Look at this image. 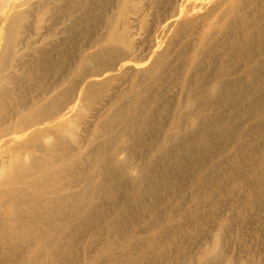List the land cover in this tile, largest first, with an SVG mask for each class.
<instances>
[{"label":"rangeland","instance_id":"374dc122","mask_svg":"<svg viewBox=\"0 0 264 264\" xmlns=\"http://www.w3.org/2000/svg\"><path fill=\"white\" fill-rule=\"evenodd\" d=\"M197 1L200 0H0V191L6 189L5 175L11 167L44 170L50 164L56 165L62 169L59 175L65 174L60 175L62 179L65 176V184H58L53 179L55 175L51 180L56 183L49 177L51 182L45 184L67 189L70 183V191L65 193L93 190V201L97 203L94 201L92 207L98 211H90L89 218L95 216L91 218L93 226L89 218L85 220L90 224L88 228L72 224L63 237L67 243L55 249L51 246L55 242L51 232L52 240L44 243L35 233L27 234L22 225L14 239L1 235L0 264H264V78L256 85L255 100L244 98L252 86L245 66L264 59V43L258 32L249 35L251 43L245 50L252 59L246 61L240 43L245 38L247 22L235 17L239 2L246 16L264 14V0H207L196 5ZM181 6L190 7L192 14L180 17ZM165 20L177 21L176 26H165ZM162 53L168 66L154 81L146 74L155 71ZM223 73L227 74L223 93L232 92V82H241L235 90L241 96L239 100L227 108L213 103L210 110L198 105L184 109L202 77L203 94L207 96L214 76ZM137 102L145 103L135 114L138 118L146 111L154 114L151 128L145 126L144 133H132L130 126L129 118ZM211 111L219 115L221 125L211 117L214 114L209 116ZM119 116L126 119L115 124ZM192 117L196 123L189 128ZM176 118L182 124L180 131L175 128ZM200 127L214 145L213 150H202ZM122 130L127 133L121 135ZM175 133L178 139L169 143L172 147L159 149L157 144L162 145L165 137ZM128 145L129 150L124 149ZM182 148L183 160L177 162L169 156ZM157 150L169 156L162 159L168 169L157 195L158 210L151 206L150 197L143 199V205L142 198L135 204L136 197H129L134 190L138 192L134 181L148 172L144 166L154 159L161 160ZM97 160L102 166L110 162L106 165L113 167L109 172L118 171V167L126 169L121 164L124 161L125 165L127 161L131 164L122 174V170L118 171L127 180L117 184L122 191L114 185L119 191L115 192L109 183L114 191L107 194L101 188L104 193L100 192L98 188L104 186V181L118 173L115 176L114 171L108 174L99 169ZM185 163L206 176L207 185L197 187L193 170L186 171ZM31 168L25 178L29 174L36 176ZM100 173L109 177L105 175L104 180ZM114 178L111 182H120ZM15 181H19L16 187L23 186L19 190L27 189L25 180ZM143 181L146 178L140 182L144 188L141 185L147 183ZM51 188L49 194L44 189L46 195L53 193ZM17 193L11 191L10 195ZM48 197L60 200L57 193ZM102 197L109 198V202ZM124 202L133 203L127 211L123 209ZM120 211L125 213L116 220ZM86 222L82 223L87 225ZM162 222L169 228L150 245L149 235ZM6 233L11 231L6 229ZM127 241H132V247L127 246ZM142 252L150 255L139 261Z\"/></svg>","mask_w":264,"mask_h":264},{"label":"bare ground","instance_id":"6f19581e","mask_svg":"<svg viewBox=\"0 0 264 264\" xmlns=\"http://www.w3.org/2000/svg\"><path fill=\"white\" fill-rule=\"evenodd\" d=\"M240 1V0H239ZM201 2V4H203V3H205V2H207V0H200V1H197L196 2V5L197 4H199ZM240 4L238 5V9H237V16H235L236 18H237V20H240V21H246L247 22V24L245 25V31H244V33H245V38L244 37H242V40H241V43H240V45H242L243 44V48H244V53L242 54V55H244V56H242V57H244V58H246L245 60L246 61H248V60H251L252 59V55L250 54V53H247V50H245V49H248V47H249V44L251 43L249 40H248V36L249 35H253V34H255L256 32H258L259 33V35H260V42L261 43H264V14H260V15H258V16H256V12L255 13H253L252 15H250V16H246L245 15V13L243 14V12H241V9H240V7H241V2H239ZM230 10V9H229ZM236 11V10H235ZM258 12H259V10H257ZM184 13H185V17H188V16H190L191 14H192V9L190 8V7H187L186 9L185 8H183V6H181L179 9H178V15L180 16V17H182L183 15H184ZM173 17V16H172ZM169 18V17H168ZM236 18H235V20H236ZM166 19H167V17H166ZM168 20V19H167ZM167 20H165V21H167ZM177 22V21H176ZM175 22V20H169V21H167L166 23H165V26H176V23ZM219 22H221V21H219ZM171 24V25H170ZM128 31V30H127ZM227 36V35H226ZM0 41H1V39H0ZM231 48H234V47H231ZM200 49H201V47H200ZM202 49H204V46H202ZM213 49V48H212ZM236 49V48H235ZM229 50V49H228ZM210 52H212L211 50H210ZM93 53V52H92ZM92 53H90L89 55H91ZM227 53L229 54L230 52L229 51H227ZM210 54V53H209ZM241 57V56H240ZM243 58V59H244ZM243 59L241 60V58H240V60L241 61H243ZM213 60V59H212ZM207 61H208V59H207ZM206 61V64L207 65H209L208 63H210V61L209 62H207ZM239 62V61H238ZM211 64V63H210ZM225 64V63H224ZM239 64V63H238ZM167 66H168V63H167V61H166V58L163 56V53H162V55H161V57L159 58V59H157V61H156V63H155V65H154V68H155V71H151V70H149V72L146 74V76L149 78V79H153L154 81H157L159 78H160V76L163 74V72H165V69L167 68ZM223 66H225V65H223ZM230 67V66H229ZM231 68V67H230ZM236 68V67H235ZM263 71H264V59H259L258 60V62L257 63H255V64H252V65H246L245 66V72H246V78L248 79V81L249 80H251L252 81V86H250L249 88H248V92L245 94V96H244V98L246 99V100H248V101H252V100H255V97H256V94H257V90H256V85H257V83L262 79V78H264V74H263ZM216 75V74H215ZM218 75V74H217ZM217 75L216 76H214V78H213V85H212V88H211V90L209 91L210 92V94L209 95H207V96H204V94H203V90H204V88H203V79H204V77H202L203 79H201V83H195L196 85H195V94L194 95H192V96H190L189 97V99H188V104H186L185 106H183L184 107V109H193L194 107H196V105H198L199 107H200V109L201 108H205L206 109V107L210 110V108L213 106V103H218L221 107H223V108H227L228 107V105L231 103V102H234V101H237V100H239L240 98H241V96L238 94V93H235V90L237 89V88H239V87H241V82L240 81H236V82H232V84H233V90H232V92H224L223 93V89H224V86H225V83L224 82H226V80L224 81V76H225V78L227 77V74H225V73H223V75H218V77H217ZM201 78V77H200ZM211 80V79H210ZM200 80H198L197 82H199ZM228 82H230V80H227ZM232 81V80H231ZM231 83V82H230ZM253 83H254V85H253ZM227 84V83H226ZM224 85V86H223ZM211 86V85H210ZM248 86H249V84H248ZM222 88V89H221ZM193 96H195L194 98H193ZM209 98V101H205L204 102V100H207ZM205 103V105H202V103L203 102ZM136 104H138V105H136ZM135 104V107L133 106V109H132V115H131V117L129 118V120L131 119V130L132 131H134V132H132V133H135V131H143V129L145 130V126H146V128H149V124H150V121H151V119H152V117H153V112H150V111H146L145 112V114L143 115V117L142 116H139L140 118H138L137 117V115H135L136 114V112L140 109V108H143V106L145 105V103L144 102H140V103H136ZM138 108V109H137ZM209 114V116H211L212 114H214V115H212L211 117H213V119H214V121L215 122H219V115L217 114V113H213L212 111L210 112V113H208ZM206 116V115H205ZM204 116V117H205ZM208 116V115H207ZM204 117H203V119H204ZM206 118V117H205ZM126 118L125 117H121V116H119L118 118H116L115 120H114V123L116 124L117 122L119 123V121L120 120H125ZM207 119V118H206ZM208 119H209V117H208ZM119 120V121H118ZM129 120H128V122H129ZM117 121V122H116ZM175 121V120H174ZM121 122V121H120ZM141 122V123H140ZM109 124H110V122H108ZM195 119L192 117L191 119H190V123H189V128H190V126H194L195 125ZM120 124V123H119ZM174 124H175V128L177 129V131L179 130H181L182 129V124H180V118L179 119H177L176 118V121L174 122ZM218 125H221V123H218ZM118 126V125H117ZM129 126V127H130ZM133 126V127H132ZM150 126H151V124H150ZM198 126V125H197ZM102 127V126H101ZM119 127V126H118ZM129 127H128V129H129ZM151 128V127H150ZM149 128V129H150ZM196 128V127H195ZM100 129V128H99ZM133 129H135V130H133ZM191 129H192V127H191ZM197 129V128H196ZM101 130H103V127H102V129ZM190 130V129H189ZM199 130V132H200V138H199V142L200 143H202L203 145V149L202 150H204V148H205V151H208L209 149H211V150H213L214 149V145L213 144H211L209 141H208V136H206V134H205V130L204 129H201V127L198 129ZM127 130H122L121 132L119 131V133H121V135H124V132H126ZM131 132V131H130ZM150 132V131H149ZM100 134H101V131L99 132ZM118 133V135L120 136V134ZM127 133V132H126ZM141 133H144V131L143 132H141ZM138 134H139V132H138ZM99 135V134H98ZM117 135V136H118ZM126 135V134H125ZM143 135V134H142ZM136 136V135H135ZM137 136H139V135H137ZM95 137V136H94ZM98 137V136H97ZM178 136H177V133H175L173 136H167V137H165L164 139H163V144L162 145H160V142H159V144H157V146L159 147V149H162V147H164V146H170V147H172L171 145H169V143H174L178 138H177ZM120 138H123L122 136H120ZM127 138H129V137H127ZM133 138V137H132ZM135 138V137H134ZM134 138L132 139L133 141H134ZM142 138V137H141ZM145 138V137H144ZM93 141V140H92ZM182 141L185 143L186 141H185V139H184V136H183V139H182ZM125 143V142H124ZM127 143L128 144H130L128 141H127ZM181 144V145H185V144ZM156 144V143H155ZM141 145V144H140ZM160 145V146H159ZM174 145V144H173ZM99 146V145H98ZM175 146L177 147V146H179V144H175ZM174 146V147H175ZM205 146V147H204ZM106 147V146H105ZM102 147V148H104V149H106V148H108V147ZM155 147H156V145H155ZM165 147V148H166ZM101 148V147H100ZM183 148H185L186 149V147L184 146ZM180 149L179 150V152H177V154H172V153H169V156H173L174 158H176L177 159V162L178 161H180V160H183L182 158H181V156H182V154L180 155V153H183V151L181 152V150H184V149ZM98 149H99V147H98ZM109 149V148H108ZM124 149H128L129 150V145H128V147H125ZM158 149V150H159ZM100 150V149H99ZM157 150V151H158ZM165 150V149H164ZM158 151V155H159V157L161 156V160L160 161H155L156 159H154V161H152V162H150L149 163V166L147 165L146 167L144 166V169L146 168L147 169V173H145L144 172V174L146 175H144V177L146 178V181H143V182H145L144 184H146V185H141V186H145L144 188L143 187H140V182L144 179L145 180V178L144 177H139V176H141V175H139L138 176V178H140V180H138V178H137V180H135L136 179V177L135 178H133L135 181V185L136 186H138V192L136 191V190H134V188L132 187V189L131 190H134V192H135V194L134 195H130L129 197L131 198V200H133V197H136L135 199H141V202L140 203H142L143 202V199L144 198H146V197H150L151 198V206L152 205H154V207H156L155 209L156 210H158L159 208H157L158 207V204L160 203L159 201H158V199H157V195H159L160 193L158 192L159 190H161V186H160V184L162 183V181H164L165 179H166V175L164 174V171L166 170V169H168L167 167H168V165H166V163L164 162V164H163V160L164 159H167V156H166V151ZM174 150V149H173ZM176 148H175V150H174V152L176 153ZM101 152H103L102 151V149L100 150ZM132 151V150H131ZM133 151H135V150H133ZM156 151V152H157ZM205 151H203V152H205ZM105 152H107V151H105ZM155 152V151H154ZM160 152V153H159ZM173 152V153H174ZM185 153V152H184ZM187 153H188V151H187ZM100 154V153H99ZM99 154H97L96 153V156L97 155H99ZM109 154V153H108ZM130 154V153H129ZM157 154V153H156ZM156 154H154V156L156 155ZM205 154V153H204ZM102 155H104V157H106V155L105 154H102ZM93 156V155H92ZM92 156H91V158H92ZM100 157H102L103 158V156H101V154L99 155ZM114 156V155H113ZM157 156V155H156ZM164 156H166L164 159H163V157ZM168 156V157H169ZM98 157V156H97ZM100 157H98V158H100ZM110 157V156H109ZM109 157H107V158H105V159H107L108 160V158ZM111 157H112V155H111ZM110 157V159H109V161L112 159ZM115 157V156H114ZM113 157V159H115ZM132 157V156H131ZM149 157V156H148ZM151 157V156H150ZM183 157V156H182ZM133 158H134V156H133ZM184 158V157H183ZM94 159H95V157H94ZM151 159V158H150ZM163 159V160H162ZM186 159V158H185ZM101 160V159H100ZM100 160H97V161H99L100 162ZM102 160H104V159H102ZM107 160H105L104 161V163H107V162H109V161H107ZM170 160V159H169ZM174 160V159H173ZM188 160V159H187ZM92 161H94L93 159H92ZM96 161V160H95ZM107 161V162H106ZM136 161V160H135ZM161 161H162V163H161ZM117 163L119 162V161H116ZM125 162V161H124ZM124 162H122L121 164L123 165V166H125L126 167V169H127V166L126 165H128L129 163H128V161H127V163H126V165L125 164H123ZM170 162V161H169ZM175 162V161H174ZM184 162V161H183ZM92 163V162H91ZM90 163V164H91ZM137 163V162H136ZM143 163V162H142ZM176 163V162H175ZM188 163V162H187ZM61 164V163H60ZM89 164V165H90ZM92 164H94V163H92ZM96 164V163H95ZM95 164H94V166H95ZM101 164V165H100ZM119 164V163H118ZM134 164V163H133ZM163 164V165H162ZM178 164V163H177ZM184 164V163H183ZM104 165V164H103ZM106 165H110V162H109V164H106ZM102 166V162H100L99 163V169H104L103 171H106L108 174L111 172L112 174H113V172L112 171H114V170H110V172H109V168H110V166L109 167H107V166ZM122 165H120L121 167H122ZM129 165H131V164H129ZM160 165H162V168L161 169H159V170H157L158 168V166H160ZM179 165V164H178ZM180 165H181V162H180ZM179 165V166H180ZM55 166L56 165H49L46 169H44V170H42V169H40V170H34V168L32 169L31 168V166L29 167V168H31L33 171H34V173H32L33 175H36V176H34V177H31L30 176V174H29V177L28 178H25V177H27L28 175H26V173L27 172H30L29 170V168H27V167H21V170H17L18 169V167L16 168V167H11L10 169H7V175H5L6 176V179H5V181H4V186L6 187V189H4V191H3V189L1 190V191H3L2 193H1V191H0V210L2 211V213H3V215H0L1 216V219L0 220H2L1 221V226H3L2 228L0 227V236L1 235H3V238H8V237H11V238H16L17 237V234L19 233V231H20V228H21V225L23 226V228L27 231V234H29V233H35L36 235H37V239H38V241L40 242V243H44V242H47V241H51L52 239H50V232H51V236L53 237V239H55V242H53L52 244H51V246L55 249L56 247H58V246H64L65 244V242H66V240H63V237L65 238V233H66V231H67V229H69L70 227H72V224H79V227H80V229H83L84 227H87L88 228V226L90 225V224H92V222H91V218H94V217H91V218H89V216L91 215V213L94 211V209H95V207H92L93 206V202L95 201V203H97L96 202V199H94V201H93V194H95L94 193V191L92 190H90V191H87V187L90 189V187L89 186H87V187H85L86 189V191L87 192H83V190H81L80 191V189H79V191H77L76 193L74 192V193H65L66 191H67V189L69 190V188H68V185L70 184H68L66 187H67V189L65 188V186L64 187H60L59 186V188L58 187H56L55 185H58L60 182H61V184L63 183V181H64V179H65V176H64V179H62L63 177H60V175H59V173H61L60 171H62V169L60 168V167H58V164H57V167L58 168H55ZM62 167H64V165H61ZM101 166H102V168H101ZM119 166V165H118ZM185 167H186V171H188V172H190V173H192L191 172V170H193V178H194V182L196 183V185H197V187H201L202 188V183H205L204 182V180L206 179V176H203V174L202 173H199L200 171H198L197 170V168L196 167H193V166H190V165H188V164H186L185 163V165H184ZM96 167V166H95ZM97 167V168H98ZM112 167V166H111ZM134 167V166H133ZM143 167V166H142ZM148 167H149V169H148ZM7 168V167H6ZM5 168V169H6ZM14 168H16L15 170H14ZM124 168V167H123ZM140 168V167H139ZM13 169V170H12ZM110 169H113V167L112 168H110ZM118 169L121 171L122 170V172H120V174H122L124 171V169H120L119 167H118ZM125 169V170H126ZM143 169V170H144ZM145 169V170H146ZM184 169V168H183ZM4 170V169H3ZM116 170V169H115ZM118 170V171H119ZM142 170V169H141ZM141 170H140V174L142 173L141 172ZM160 170H162V171H160ZM185 170V169H184ZM16 172V173H12V172ZM63 171H65V170H63ZM97 171V170H96ZM99 171V170H98ZM97 171V172H98ZM103 171H102V173H103ZM118 171H114V174H115V176H116V174L118 173ZM160 171V172H159ZM185 171V172H186ZM100 172V171H99ZM98 172V173H99ZM115 172H117V173H115ZM63 173V172H62ZM96 173V172H95ZM94 173V174H95ZM102 173H100V175H103V176H107V177H109L108 176V174H102ZM105 173V172H104ZM187 173V172H186ZM31 174V175H32ZM119 173H118V175H120ZM125 174V173H124ZM53 175H55V178H53L58 184H55L54 186L56 187V188H54V186H53V184L54 183H56L53 179V181L51 180V176H53ZM63 175H65V174H63ZM63 175H61V176H63ZM68 175H69V173H68ZM97 175H99V174H97ZM111 175V174H110ZM118 175L116 176V177H118ZM96 176V175H95ZM105 176V178H104V180L107 178ZM121 176V175H120ZM143 176V175H142ZM187 176V175H186ZM16 177V178H15ZM49 177H50V180L52 181V182H54V183H52V185H50V188L52 187V188H54V191H52L51 190V192H53L52 194L50 193V195H53L54 193H57L58 194V199H60L59 201H56V200H54L53 199V197L52 198H50V197H48V196H50V195H48L49 194V192H50V188H49V186H48V184H45V182H51L50 180H49ZM69 176H67V178H68ZM111 177V176H110ZM113 178H114V176H112ZM115 177V178H116ZM123 176H121V177H119V178H117L118 180L120 179V182L118 183V182H111V181H113V178H111V180H110V178H109V180L110 181H108L107 179L104 181L105 182V184H104V186L103 187H97L99 190H100V192H102V193H104V192H106L107 194L111 191H114L115 190V192H119L118 190L116 191V188L118 187V186H120L121 184H123L122 182H121V180H125L124 179V177L122 178ZM1 178V177H0ZM15 178V179H14ZM96 178V177H95ZM114 178V179H115ZM122 178V179H121ZM180 178V177H179ZM25 180L24 181V183L23 184H26L28 187H27V189L24 187V189L25 190H19L18 189V187H21V188H23V186H17L16 187V183L17 182H19V181H15V180ZM117 179H115V181H117ZM142 179V180H141ZM47 180H49V181H47ZM66 181H67V179H66ZM92 181V180H91ZM95 181V180H94ZM106 181H108L107 183H106ZM125 181H127V180H125ZM132 183H134L133 182V180H130ZM69 182V181H68ZM67 182V183H68ZM73 182V181H72ZM71 182V183H72ZM130 182V183H131ZM66 183V184H67ZM92 183V182H91ZM102 183H103V181H102ZM109 183H111V186L113 187V188H115V186H117L114 190H112V187L111 186H109ZM114 183V184H113ZM127 183V182H126ZM22 184V185H23ZM44 184V185H43ZM65 183H63L62 185H64ZM93 184V183H92ZM117 184H120V185H117ZM125 184V183H124ZM206 184V183H205ZM205 184H203V185H205ZM48 186V187H46V186ZM72 185H74V184H72ZM72 185H70V188L72 187L73 188V186ZM115 185V186H114ZM131 186L132 185H134V184H130ZM169 185V184H168ZM193 185V184H192ZM207 185V184H206ZM77 186H78V184H77ZM125 186V185H124ZM130 186V187H131ZM45 187V188H44ZM74 187H75V185H74ZM121 187V186H120ZM120 187H118V189H120ZM167 187V186H166ZM170 187V186H169ZM195 187V185H193V188ZM199 187V188H200ZM47 188H49V189H47ZM51 188V189H52ZM76 188V187H75ZM92 188V187H91ZM101 188H103V191H101L102 189ZM122 188H123V185H122ZM125 188V187H124ZM123 188V189H124ZM198 188V189H199ZM1 189V188H0ZM44 189H46L47 191H48V196L46 195V193L47 192H45L46 190H44ZM55 189H57V190H55ZM59 189V190H58ZM74 189V188H73ZM73 189H72V192H73ZM88 189V190H89ZM95 189V188H94ZM197 189V190H198ZM26 190H28V191H26ZM75 190V189H74ZM99 190H97L98 192H99ZM121 191H122V189H120ZM195 190V189H194ZM202 190L203 189H201V192H202ZM11 191H17L18 193H17V195H10V193H11ZM70 191V190H69ZM68 191V192H69ZM96 191V190H95ZM96 191V192H97ZM120 191V192H121ZM200 191V190H199ZM99 192V194H100V196H103V195H101V193ZM115 192H113V193H115ZM137 192V193H136ZM161 192V191H160ZM196 192V191H195ZM92 194V196H91V194ZM113 193H111L112 194V197L111 198H113ZM122 193V192H121ZM133 192H131V194H132ZM197 193V192H196ZM96 194H98V193H96ZM99 194H98V196H99ZM107 194H105V195H107ZM125 194V193H124ZM202 194V193H201ZM200 194V195H201ZM110 195V194H109ZM115 195H118L117 193H115ZM120 195H122V194H120ZM203 195V194H202ZM42 196H43V198H42ZM46 197V199H45V197ZM97 196V195H96ZM97 196V197H98ZM109 197V196H108ZM117 196H114V198H116ZM122 197V196H121ZM125 197H126V195H125ZM103 198V197H102ZM110 198V199H111ZM124 198V197H123ZM129 198V199H130ZM100 199V198H99ZM108 200H109V198H107ZM107 199H104L103 198V200H107ZM117 199V198H116ZM122 199V198H121ZM102 200V201H103ZM107 200V201H108ZM122 200H124V199H122ZM127 200H128V197H127ZM101 201V200H100ZM115 201V200H114ZM113 201V202H114ZM126 201V200H125ZM146 201V200H145ZM144 201V202H145ZM157 201H158V204H157ZM104 203H105V201H103ZM109 202V201H108ZM107 202V203H108ZM111 202V201H110ZM116 202V201H115ZM114 202V203H115ZM127 202V201H126ZM130 202V201H129ZM137 202V201H136ZM135 202V204H138L139 203V200H138V202L136 203ZM117 203V202H116ZM112 204V203H111ZM119 204V203H118ZM123 204V209L125 208V210L127 211V209H129L130 208V206L132 207V204L131 203H122ZM134 204V205H135ZM145 204V203H144ZM155 204H156V206H155ZM141 205H143V203L141 204ZM140 205V206H141ZM98 206H100V205H98ZM108 206V205H107ZM118 206H120V205H118ZM146 206V205H145ZM103 207V206H102ZM106 207V206H105ZM109 207V206H108ZM142 207H144V206H142ZM147 208H148V206H146ZM154 207H152V208H154ZM94 208V209H93ZM100 208H101V206H100ZM104 208V207H103ZM145 208V207H144ZM108 209V208H107ZM122 209V210H123ZM97 210H100L101 211V209H97ZM103 210H105V208L103 209ZM155 210V211H156ZM90 211H91V213H90ZM95 211H96V209H95ZM133 211V210H132ZM96 212H98V211H96ZM102 212V211H101ZM101 212H99V213H101ZM1 213V212H0ZM102 213H104V212H102ZM121 211H120V214L116 217V220H119L120 218H121ZM123 213H125V212H123ZM122 213V214H123ZM94 214V213H93ZM96 214V217L98 216V214L97 213H95ZM127 214V213H126ZM88 216V217H87ZM115 216H116V214H115ZM123 216V215H122ZM170 216V215H169ZM130 217V216H129ZM184 217V216H183ZM87 218H89V220L87 219ZM153 218V217H152ZM156 218V217H155ZM88 220V222L90 223V224H88L85 220ZM96 219V218H95ZM94 219V220H95ZM93 220V221H94ZM99 220H101V219H99ZM154 220V219H153ZM172 220V219H171ZM96 221V220H95ZM97 221H98V219H97ZM121 221V220H120ZM120 221H119V223H120ZM82 222H86L87 223V225L85 224V223H82ZM117 223V222H116ZM122 223V222H121ZM118 224V223H117ZM4 225H8L7 226V228H4ZM166 225H168V224H166ZM165 224H163V222H162V224H159V226H158V229L156 230V231H154L151 235H149V239H151V240H149V244L151 245L152 243H154L155 242V239L156 238H158V237H160L161 236V234H162V232L164 231V229L165 228H169L168 226H166ZM172 225V224H171ZM84 226V227H83ZM92 226H93V224H92ZM96 226V225H95ZM94 226V227H95ZM174 226V225H173ZM93 227V228H94ZM176 227V226H175ZM6 229H9L10 231H11V233H6ZM85 229V228H84ZM95 229V228H94ZM93 229V230H94ZM97 229V228H96ZM170 229H172V228H170ZM175 229V228H174ZM176 230V229H175ZM82 231V230H81ZM80 231V232H81ZM98 231V230H97ZM96 231V232H97ZM99 232V231H98ZM98 232L96 233V234H98ZM2 233V234H1ZM78 234V233H77ZM93 234H95V232L93 233ZM1 238H2V236H1ZM127 242H129V241H127ZM67 243V242H66ZM132 241H130L129 242V244H127V246L128 247H132ZM149 255H150V252H142V256H139L138 257V260L140 261V260H142V259H144V258H149ZM152 264V263H151Z\"/></svg>","mask_w":264,"mask_h":264}]
</instances>
